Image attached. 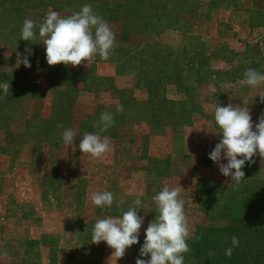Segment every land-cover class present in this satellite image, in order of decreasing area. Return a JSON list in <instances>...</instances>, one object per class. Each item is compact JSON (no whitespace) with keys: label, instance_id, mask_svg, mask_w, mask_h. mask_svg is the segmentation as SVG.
<instances>
[{"label":"rangeland","instance_id":"374dc122","mask_svg":"<svg viewBox=\"0 0 264 264\" xmlns=\"http://www.w3.org/2000/svg\"><path fill=\"white\" fill-rule=\"evenodd\" d=\"M85 4L115 33L108 60L49 66L41 40H21L25 19L38 36L50 11L68 16ZM249 68L264 73V0H0V82L10 83L0 95V264H115L104 242L92 244L94 224L136 207L139 242L116 261L135 264L158 214L153 197L177 184L189 225L184 264H264V158L245 163L238 186L208 158L221 139L217 104L247 107L254 126L264 113V83H240ZM103 112L113 114L100 133L111 151L93 159L78 145ZM47 120L56 136L42 143L35 131ZM69 128L76 151L62 141ZM103 191L113 205L93 206L91 193Z\"/></svg>","mask_w":264,"mask_h":264},{"label":"clouds","instance_id":"9594fccd","mask_svg":"<svg viewBox=\"0 0 264 264\" xmlns=\"http://www.w3.org/2000/svg\"><path fill=\"white\" fill-rule=\"evenodd\" d=\"M37 24L31 19H25L21 29V40H41L45 46V59L49 66L64 65L76 67L91 61L97 55L108 60L116 47L115 33L107 21L95 14L92 6L85 4L80 11L68 16H61L57 11H50L44 21L38 25V36L35 32ZM29 51V50H26ZM18 65L23 64L30 68L28 56L19 52ZM29 55L31 52L29 51ZM245 79L241 84L250 87H259L264 83V73L249 68L244 72ZM0 90L4 96L10 95V83L0 82ZM264 102V95H259ZM116 111L123 112V105L116 103ZM214 120L221 137L209 154V159L218 165L224 177H230L231 182L239 185L245 173L242 171L246 162H253L257 154L264 158V113L258 118L255 126L252 123L250 110L241 105L215 107ZM113 114L103 112L99 121L95 123L98 132H87L80 139L78 150L93 159L102 158L111 151L110 138L101 136L113 124ZM63 128V124L58 125ZM190 134V133H189ZM77 133L72 129H65L62 141L66 147L73 151L77 148L74 140ZM226 160L227 163H220ZM184 190L179 184L174 188L164 187L153 197L156 203L157 215L149 222L144 233L145 239L139 251L135 264H184V255L189 252L187 239L189 237L188 219L184 211V201L179 198ZM137 193L133 205L142 206ZM95 207H111L114 195L110 191L93 192L90 196ZM144 217L138 215L136 207H130L120 216H107L98 219L92 231V244L104 242L112 250L111 257L116 261L123 258L126 250L139 242L140 229ZM231 247L225 250V256L230 258L233 249L239 246V239L235 235L231 238ZM8 256L7 253H4ZM143 257H149L145 260Z\"/></svg>","mask_w":264,"mask_h":264},{"label":"trees","instance_id":"16d2710c","mask_svg":"<svg viewBox=\"0 0 264 264\" xmlns=\"http://www.w3.org/2000/svg\"><path fill=\"white\" fill-rule=\"evenodd\" d=\"M25 83L27 84L28 83V80L27 81H25ZM26 84H24V86L26 85ZM0 95H2V96H4V93H3V91L2 90H0ZM5 97V96H4ZM57 100L58 99H56V98H54V105L52 106L53 108H58L59 107V105L57 104V105H55L56 103H57ZM59 109H60V107H59ZM6 122H10V118L8 117V116H6V118L4 119ZM35 132H37L38 133V137H40V140H41V142L42 143H44V140H47V141H50L49 139H50V137H55L56 135H55V133H56V129H55V127H54V124L51 122V120H47L44 124H42V126H41V131H35ZM54 134V136H52ZM46 136H47V138L48 139H46ZM38 143H40V142H38ZM30 146H32V145H30Z\"/></svg>","mask_w":264,"mask_h":264},{"label":"crops","instance_id":"0c3cea01","mask_svg":"<svg viewBox=\"0 0 264 264\" xmlns=\"http://www.w3.org/2000/svg\"><path fill=\"white\" fill-rule=\"evenodd\" d=\"M48 83L51 85V86L49 85L50 88L53 89V88H52V83H50V82H48ZM40 93H41V92H40ZM38 95H39V94H38ZM38 95H34V96H37V97H38ZM48 97H49L51 100L54 99V94L52 93V91H51V93H50V95H49ZM48 97H47V98H48ZM31 100H32V99H31ZM29 103H30V102H29ZM34 116H35V115H33L32 117H34Z\"/></svg>","mask_w":264,"mask_h":264}]
</instances>
